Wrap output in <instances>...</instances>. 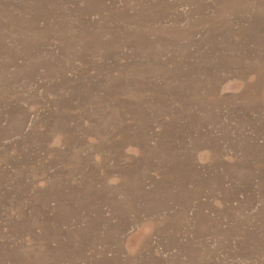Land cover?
Listing matches in <instances>:
<instances>
[{
    "label": "rangeland",
    "instance_id": "rangeland-1",
    "mask_svg": "<svg viewBox=\"0 0 264 264\" xmlns=\"http://www.w3.org/2000/svg\"><path fill=\"white\" fill-rule=\"evenodd\" d=\"M0 264H264V0H0Z\"/></svg>",
    "mask_w": 264,
    "mask_h": 264
}]
</instances>
